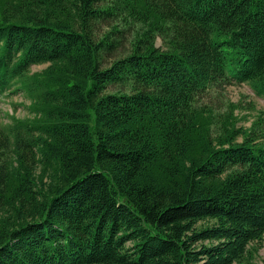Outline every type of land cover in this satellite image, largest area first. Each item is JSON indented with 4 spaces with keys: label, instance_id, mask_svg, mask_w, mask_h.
Returning a JSON list of instances; mask_svg holds the SVG:
<instances>
[{
    "label": "trees",
    "instance_id": "16d2710c",
    "mask_svg": "<svg viewBox=\"0 0 264 264\" xmlns=\"http://www.w3.org/2000/svg\"><path fill=\"white\" fill-rule=\"evenodd\" d=\"M235 84L264 98V0H0V98L28 102L0 111V264L257 251L264 113L239 126Z\"/></svg>",
    "mask_w": 264,
    "mask_h": 264
},
{
    "label": "rangeland",
    "instance_id": "374dc122",
    "mask_svg": "<svg viewBox=\"0 0 264 264\" xmlns=\"http://www.w3.org/2000/svg\"><path fill=\"white\" fill-rule=\"evenodd\" d=\"M158 45H161L159 41ZM128 45L122 46L120 51L126 50ZM121 53H115L113 55L107 56V64L109 65L117 56ZM46 67V65H34L32 66V71H41ZM225 100L232 103H242L244 105V110L236 111L244 117H240L241 121L239 126L250 127L251 121L257 116L258 113H264V98L259 97L252 90L251 86L248 84H235L226 88L224 92ZM24 104L28 102L24 99L21 93L18 94H4L0 98V111L1 120L4 123L9 122V115H15L18 118H25L28 116V112ZM243 107V106H242ZM250 117V118H249ZM253 254L247 255L240 262L234 264H264V242L259 245L257 251L252 249Z\"/></svg>",
    "mask_w": 264,
    "mask_h": 264
}]
</instances>
